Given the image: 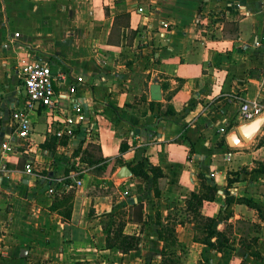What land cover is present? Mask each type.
<instances>
[{
    "label": "crops",
    "instance_id": "obj_1",
    "mask_svg": "<svg viewBox=\"0 0 264 264\" xmlns=\"http://www.w3.org/2000/svg\"><path fill=\"white\" fill-rule=\"evenodd\" d=\"M32 59L72 72L57 88L77 80L74 135L30 110V139L16 136ZM253 99L259 117L264 0H0V264H161L169 222L179 264H264V122L247 141L238 132ZM138 163L158 166L164 186L135 175ZM124 165L131 175L115 179ZM206 183L210 226L185 206ZM69 191L64 216L52 204ZM107 213L138 248L106 246Z\"/></svg>",
    "mask_w": 264,
    "mask_h": 264
},
{
    "label": "built area",
    "instance_id": "obj_2",
    "mask_svg": "<svg viewBox=\"0 0 264 264\" xmlns=\"http://www.w3.org/2000/svg\"><path fill=\"white\" fill-rule=\"evenodd\" d=\"M164 27L169 23L164 22ZM15 36H19L18 33ZM260 45V41H256ZM24 87L26 98L24 107L12 113V119L16 125V136L25 142L30 139L32 130L30 110H40L49 118V131L56 137L72 136L76 127L82 121L83 107L76 97L77 80H71L65 89L57 88L56 83L61 86L71 77V71L65 68L53 69L52 66L41 59L27 61L23 68ZM58 86V87H59ZM263 111V107L256 99L244 101L240 106V117L244 120H252ZM3 148L8 151H15L16 146L10 143H3ZM229 155V154H228ZM227 155V157H228ZM5 166L3 165L2 168ZM25 172L28 174L39 175L35 164L32 161L26 163ZM73 184H80L81 181L74 176H69ZM69 183V184H70ZM64 186H66L64 184ZM54 192L53 187L49 188Z\"/></svg>",
    "mask_w": 264,
    "mask_h": 264
},
{
    "label": "trees",
    "instance_id": "obj_3",
    "mask_svg": "<svg viewBox=\"0 0 264 264\" xmlns=\"http://www.w3.org/2000/svg\"><path fill=\"white\" fill-rule=\"evenodd\" d=\"M62 143H66V140H62ZM128 146L129 145L125 141H123L120 147L121 152L126 150ZM143 165H144L143 163H138L137 165L132 167L134 174L137 176H142L145 179H148L151 174L153 175L155 181L157 183L159 182L162 188L166 182V178L162 170L158 166L152 164H148L146 168L143 167ZM204 186L206 191L200 194L191 193L189 195V198L187 197L185 199V206L187 210H191L195 213V217H199L200 219H202L204 226L206 225L210 226L214 220L205 217L201 218L198 212L204 200L215 198V193L217 188L208 183H206ZM72 193L73 191H69L63 193L61 196L57 195V197H55V199L53 200L52 208H58L59 206L62 207L65 205L67 206L68 201L72 196ZM157 195H159L158 190H157ZM59 211L64 216H67L69 214L68 206L66 209H60ZM107 215L110 217V220H108L104 226V231L106 232V240H105L106 246L115 247L124 253L138 248L139 242L141 241L140 236L137 233H130V234L123 233L122 224L113 227L112 222H114V220L112 218V213H107ZM176 225H177L176 222H169L167 225H162L161 232L159 233V238L161 240L163 239V241L165 242V248L162 251L161 264H179L180 262V258L175 257V251L167 249L168 246H177L179 243L178 238L175 234ZM223 245L224 243H220V245H218L217 248H222Z\"/></svg>",
    "mask_w": 264,
    "mask_h": 264
},
{
    "label": "water",
    "instance_id": "obj_4",
    "mask_svg": "<svg viewBox=\"0 0 264 264\" xmlns=\"http://www.w3.org/2000/svg\"><path fill=\"white\" fill-rule=\"evenodd\" d=\"M255 122H259V124H258L256 130L254 131V133H256V131L261 127L262 123L264 122V114L259 116V117H256L255 119L249 121L248 123H244L238 127V132L241 135V137H243L244 140L247 141L251 137V136L246 135L244 132L246 126L251 125ZM137 131H139V130L137 129ZM233 135L234 134H232V137H233ZM231 143L234 144V141L232 140ZM130 175H131L130 168L127 165H124L116 172L115 179H121V178L129 177ZM25 252H27V251H25Z\"/></svg>",
    "mask_w": 264,
    "mask_h": 264
},
{
    "label": "bare ground",
    "instance_id": "obj_5",
    "mask_svg": "<svg viewBox=\"0 0 264 264\" xmlns=\"http://www.w3.org/2000/svg\"><path fill=\"white\" fill-rule=\"evenodd\" d=\"M258 123L259 122H255V123H253V124H251V125H249V126H246V128L245 129H248L249 128V131H254L255 129H256V127L258 126ZM246 130H244V132H245ZM246 134V133H245ZM247 135V134H246Z\"/></svg>",
    "mask_w": 264,
    "mask_h": 264
}]
</instances>
